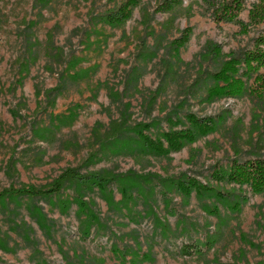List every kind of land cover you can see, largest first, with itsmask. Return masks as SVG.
I'll use <instances>...</instances> for the list:
<instances>
[{
	"label": "rangeland",
	"instance_id": "rangeland-1",
	"mask_svg": "<svg viewBox=\"0 0 264 264\" xmlns=\"http://www.w3.org/2000/svg\"><path fill=\"white\" fill-rule=\"evenodd\" d=\"M222 2L0 0V192L114 177L0 197V264H264V184L228 177L264 156V67L216 74L264 21ZM191 128L163 154L139 137Z\"/></svg>",
	"mask_w": 264,
	"mask_h": 264
},
{
	"label": "trees",
	"instance_id": "trees-1",
	"mask_svg": "<svg viewBox=\"0 0 264 264\" xmlns=\"http://www.w3.org/2000/svg\"><path fill=\"white\" fill-rule=\"evenodd\" d=\"M169 2V1H168ZM246 0H227V2L220 3L218 9H222L221 13H219L220 18L218 21H231L234 19L237 14L242 10V7ZM167 4V3H166ZM257 8V12H252L251 14V23L253 25H258L264 21V0H259V4L255 6V10ZM220 46H216L213 43H208L206 45L207 54L213 58H219L221 56V50L219 51ZM237 58H233L229 61H225L222 63L221 67L218 69L216 74L219 75L225 74V71H228L231 67H241V68H252L254 66L264 67V31L261 32L257 38L254 40L253 47L250 49H245L241 51ZM218 75H216L218 77ZM138 81V80H137ZM188 120L195 121L198 126H203L206 124L205 120H197L194 114L188 115ZM114 130H118L121 124L114 123ZM182 131V132H181ZM181 132V133H179ZM177 131H169L164 134L163 140L158 136L157 141H152V137L150 135L144 134L141 132L139 137L142 138L146 145L151 144L154 145L155 150L158 154L162 151L169 152L171 147L174 146V138L176 136L185 138L186 140H195L197 139L199 133L195 134L194 129H185ZM176 134V136H174ZM151 139H149V138ZM164 141H167L168 148H165ZM235 170L232 171V174L228 175L229 179L232 182L241 181V185L246 184L248 187H252L256 182H262L264 184V156H259L254 160L246 161V162H236L234 164ZM239 173V174H236ZM114 177L111 174H99V173H89L84 174L75 168H67L63 172H61L58 177L55 179L54 183L48 188H35L33 186L22 187V188H14L11 187L9 189H5L0 192V197L4 196H17V195H30L33 197H47L53 195H59L64 188V185L69 182H76L80 185L89 186L92 188H97L101 185H109L112 183ZM184 186H189L188 183H185ZM253 188V187H252ZM192 190V189H191ZM183 250L186 254H198L201 253L202 250L195 245H185Z\"/></svg>",
	"mask_w": 264,
	"mask_h": 264
}]
</instances>
